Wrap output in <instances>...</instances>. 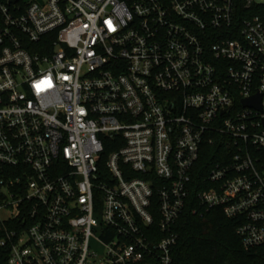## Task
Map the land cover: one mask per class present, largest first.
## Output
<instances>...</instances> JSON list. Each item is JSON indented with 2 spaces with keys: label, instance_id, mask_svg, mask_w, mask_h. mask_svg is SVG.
<instances>
[{
  "label": "built area",
  "instance_id": "2783aa9c",
  "mask_svg": "<svg viewBox=\"0 0 264 264\" xmlns=\"http://www.w3.org/2000/svg\"><path fill=\"white\" fill-rule=\"evenodd\" d=\"M208 153L193 214L264 246V0H0L6 264H176Z\"/></svg>",
  "mask_w": 264,
  "mask_h": 264
},
{
  "label": "trees",
  "instance_id": "16d2710c",
  "mask_svg": "<svg viewBox=\"0 0 264 264\" xmlns=\"http://www.w3.org/2000/svg\"><path fill=\"white\" fill-rule=\"evenodd\" d=\"M213 150L217 151V148L207 149L210 152ZM213 163L211 153L205 154L199 162L200 170L195 176V185L175 227L178 233L173 253L175 263L264 264V246L245 250L241 238L235 233L236 221L226 218L220 209L193 214L192 209L197 206V194L208 187L204 178ZM4 254L0 251V264H6Z\"/></svg>",
  "mask_w": 264,
  "mask_h": 264
},
{
  "label": "water",
  "instance_id": "95a60500",
  "mask_svg": "<svg viewBox=\"0 0 264 264\" xmlns=\"http://www.w3.org/2000/svg\"><path fill=\"white\" fill-rule=\"evenodd\" d=\"M244 104L247 106H250V105H253L254 103L252 101H245ZM257 108L260 109L259 104H258Z\"/></svg>",
  "mask_w": 264,
  "mask_h": 264
},
{
  "label": "rangeland",
  "instance_id": "374dc122",
  "mask_svg": "<svg viewBox=\"0 0 264 264\" xmlns=\"http://www.w3.org/2000/svg\"><path fill=\"white\" fill-rule=\"evenodd\" d=\"M93 245H95V244H93ZM95 246H96L97 249H99V246H97V245H95Z\"/></svg>",
  "mask_w": 264,
  "mask_h": 264
}]
</instances>
